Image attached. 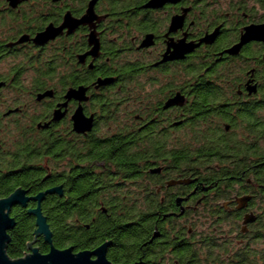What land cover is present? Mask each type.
<instances>
[{
  "label": "flooded vegetation",
  "instance_id": "1",
  "mask_svg": "<svg viewBox=\"0 0 264 264\" xmlns=\"http://www.w3.org/2000/svg\"><path fill=\"white\" fill-rule=\"evenodd\" d=\"M151 1L0 0V201L124 207L130 235L143 205L142 262L264 264V0ZM116 239L69 249L141 264Z\"/></svg>",
  "mask_w": 264,
  "mask_h": 264
},
{
  "label": "trees",
  "instance_id": "2",
  "mask_svg": "<svg viewBox=\"0 0 264 264\" xmlns=\"http://www.w3.org/2000/svg\"><path fill=\"white\" fill-rule=\"evenodd\" d=\"M146 1L148 0H125V4L128 6H136L138 3H145ZM95 207L97 206L78 203L75 212L72 213L73 210L70 205L60 204V210L55 212L52 209L53 204L49 198L44 204V209H47L45 211V217L52 234L53 246L58 250H67L75 247L78 251H83L89 249L91 246H98L105 239L115 237L117 238L115 244L122 246L125 251L128 247L131 248V245L138 248V261L141 264H157L159 257L164 256L166 249L165 245L162 244L156 247L157 255L154 260L150 258L149 262L141 261L143 260L141 258L144 254L150 257L151 250L148 244L151 242L153 234V225L149 221L147 210L143 205L139 206L138 216L135 220L138 224L136 235H130L134 232V227L125 229V225L127 222L132 221V218L130 216L131 212L128 215L124 207L118 206L123 209V214L118 215V213L112 211L110 218H105L106 216L97 217L96 222L93 223V219L88 216L87 209L94 210ZM15 222L16 227L10 233L11 242L7 245L6 253L10 259L20 260L26 256L29 252L28 246L35 240L36 221L26 212L21 214L19 212L15 216ZM87 225H91L89 230L86 228ZM120 229L123 231L121 239H119V234H122ZM93 236L96 238L94 239ZM36 247L41 254H47L51 249L42 238Z\"/></svg>",
  "mask_w": 264,
  "mask_h": 264
},
{
  "label": "water",
  "instance_id": "3",
  "mask_svg": "<svg viewBox=\"0 0 264 264\" xmlns=\"http://www.w3.org/2000/svg\"><path fill=\"white\" fill-rule=\"evenodd\" d=\"M168 0H154L151 1L146 7L150 8L153 5ZM257 29L250 28L247 30L246 38H251L256 35ZM40 37H45L41 35ZM191 51V50H189ZM55 190L47 191L41 194L37 199L42 202L49 194H53ZM23 199H20L18 194L13 195L9 199L0 201V264H111L106 258L107 246L99 248L94 253H79L74 254L72 249L58 250L52 244V234L49 230L47 219L40 214V209L36 211L38 219L36 227L38 228L37 235L44 236L45 242L51 247L48 254L43 255L38 249H30V254L20 260H12L6 253L7 245L10 242L9 232L16 227V222L10 217L12 209L16 206H25ZM97 257L96 261L92 257Z\"/></svg>",
  "mask_w": 264,
  "mask_h": 264
}]
</instances>
